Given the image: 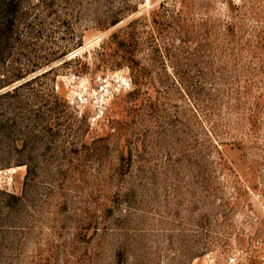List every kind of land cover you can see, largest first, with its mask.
<instances>
[{
  "label": "rangeland",
  "instance_id": "rangeland-1",
  "mask_svg": "<svg viewBox=\"0 0 264 264\" xmlns=\"http://www.w3.org/2000/svg\"><path fill=\"white\" fill-rule=\"evenodd\" d=\"M162 1L142 0L119 25L88 30L69 55L88 53L71 65L83 74L57 78L89 130L70 145L80 153L56 163L70 173L64 182L52 180L65 199L54 198L42 217V236L51 243L42 264H110L115 252L117 264H208V255L226 264L235 250L242 251L239 264H264V0L166 4L187 30H199L177 45L200 56L189 68L214 73L210 100H189L158 82L136 91L127 68L104 62L116 47L111 33L134 18L140 36L154 29L167 36L166 25L151 22ZM95 62L103 67L95 71ZM119 76L131 86L120 87ZM97 138L105 147L94 157L89 146ZM131 149L132 171L124 177L122 156ZM24 174L0 172V185L19 193ZM130 190V203L112 211Z\"/></svg>",
  "mask_w": 264,
  "mask_h": 264
},
{
  "label": "trees",
  "instance_id": "trees-1",
  "mask_svg": "<svg viewBox=\"0 0 264 264\" xmlns=\"http://www.w3.org/2000/svg\"><path fill=\"white\" fill-rule=\"evenodd\" d=\"M141 1L0 0V172L25 169L19 193L0 185V264H42L43 248L51 244L42 236V217L53 209L54 198L65 199L62 190L55 194L52 180L59 176L64 182L70 173L56 163L80 153L71 147L74 138L89 130L87 117H79L57 89L59 75L83 74L71 65L88 53L69 55L84 45L88 30L105 32L119 25L139 10ZM168 1L160 2L151 19L153 25L167 26V36L155 29L140 36V19L134 18L111 33L116 47L103 61L111 69L127 68L136 91L158 82L189 100H210L213 94L206 85L214 73L189 68L200 56L192 58L177 45L198 38L199 30H187L166 7ZM95 66L97 71L103 64ZM79 120L83 124L75 125ZM104 147L100 138L89 146L94 157ZM128 154L123 152L120 167L124 177L132 171V149ZM130 194L119 195L111 210L130 203ZM31 246L35 253L29 256ZM117 255L110 264H117Z\"/></svg>",
  "mask_w": 264,
  "mask_h": 264
},
{
  "label": "built area",
  "instance_id": "built-area-1",
  "mask_svg": "<svg viewBox=\"0 0 264 264\" xmlns=\"http://www.w3.org/2000/svg\"><path fill=\"white\" fill-rule=\"evenodd\" d=\"M118 85L120 87H129L131 86V81L123 76H119L117 78ZM103 90L106 94H109L111 92V87H109L107 80H104L103 84ZM103 101V100H102ZM242 257V251L241 250H235L228 256V260L226 264H239L240 258ZM208 264H219L217 262V258L213 255H208Z\"/></svg>",
  "mask_w": 264,
  "mask_h": 264
},
{
  "label": "water",
  "instance_id": "water-1",
  "mask_svg": "<svg viewBox=\"0 0 264 264\" xmlns=\"http://www.w3.org/2000/svg\"><path fill=\"white\" fill-rule=\"evenodd\" d=\"M76 51H78V50H76ZM76 51H75V52H76Z\"/></svg>",
  "mask_w": 264,
  "mask_h": 264
},
{
  "label": "bare ground",
  "instance_id": "bare-ground-1",
  "mask_svg": "<svg viewBox=\"0 0 264 264\" xmlns=\"http://www.w3.org/2000/svg\"><path fill=\"white\" fill-rule=\"evenodd\" d=\"M75 54V53H74ZM73 55V54H72Z\"/></svg>",
  "mask_w": 264,
  "mask_h": 264
}]
</instances>
